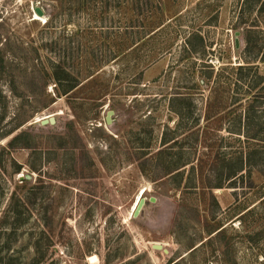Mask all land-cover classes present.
Listing matches in <instances>:
<instances>
[{
    "label": "rangeland",
    "instance_id": "1",
    "mask_svg": "<svg viewBox=\"0 0 264 264\" xmlns=\"http://www.w3.org/2000/svg\"><path fill=\"white\" fill-rule=\"evenodd\" d=\"M0 264H264V0H0Z\"/></svg>",
    "mask_w": 264,
    "mask_h": 264
},
{
    "label": "trees",
    "instance_id": "2",
    "mask_svg": "<svg viewBox=\"0 0 264 264\" xmlns=\"http://www.w3.org/2000/svg\"><path fill=\"white\" fill-rule=\"evenodd\" d=\"M200 38H201V37H200ZM65 73H66V69H64V67H62V66H60L59 69H57V67H56V69H55V71H54L55 77H56L57 80H59V82H62V79H63V78L66 79L65 77H63V76H65V75H64ZM62 85H63V83H62ZM73 86H74V85H70V86H68V87H66V88H63L64 93L69 92V91L73 88ZM22 134H23V133H19V134L14 135V136L12 137L10 143L13 144L14 142H16V140H18V139L22 136ZM224 230H225V227H223L222 229H220V230L217 232V233H218V234H217V237H220L221 234L224 232Z\"/></svg>",
    "mask_w": 264,
    "mask_h": 264
},
{
    "label": "water",
    "instance_id": "3",
    "mask_svg": "<svg viewBox=\"0 0 264 264\" xmlns=\"http://www.w3.org/2000/svg\"><path fill=\"white\" fill-rule=\"evenodd\" d=\"M36 11H37V13H38L39 15H44V11H43V9H42L41 7L37 6V7H36ZM238 34H239V32H237V38H236L237 46L239 45V37H238ZM112 113H113L112 110L108 112V118H110V115H111ZM49 121L52 122V123H54V122H55L54 117H51L50 120H48L47 118L42 119V123H48ZM143 203H144V200H141V201L139 202V205H138L137 210H136V214L139 213V211H140L141 206H142ZM155 247L160 248L161 245H160V244H156Z\"/></svg>",
    "mask_w": 264,
    "mask_h": 264
},
{
    "label": "bare ground",
    "instance_id": "4",
    "mask_svg": "<svg viewBox=\"0 0 264 264\" xmlns=\"http://www.w3.org/2000/svg\"><path fill=\"white\" fill-rule=\"evenodd\" d=\"M39 15V14H38ZM37 15V17H39ZM143 193H144V190L140 193V195H139V197H138V201H137V203H136V207H137V205H139V202H140V200H141V198H142V196H143Z\"/></svg>",
    "mask_w": 264,
    "mask_h": 264
}]
</instances>
